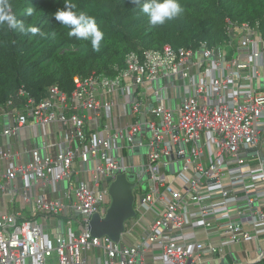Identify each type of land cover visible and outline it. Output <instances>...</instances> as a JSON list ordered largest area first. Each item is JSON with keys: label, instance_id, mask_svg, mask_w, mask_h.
<instances>
[{"label": "built area", "instance_id": "2783aa9c", "mask_svg": "<svg viewBox=\"0 0 264 264\" xmlns=\"http://www.w3.org/2000/svg\"><path fill=\"white\" fill-rule=\"evenodd\" d=\"M226 22L219 45L140 49L127 55L115 76L76 75L71 94L54 84L38 100L22 87L0 103V136L8 141L0 147V194L21 195L35 216L68 219L64 232L50 236L21 212L0 215V264H88L95 249L104 252L103 264H138L151 244L159 250L155 264H199L223 248L175 236L181 231L183 237L195 217L208 235H223L225 244L251 238L244 224L264 223V192L257 191L264 162L256 151L264 133V24ZM171 98L174 106L167 103ZM126 106L132 119L112 127L116 108ZM50 124L61 127L65 148L51 156L43 154V143L29 150L28 161L15 164L20 153L11 138ZM138 147L147 153L135 165L126 151ZM78 160L92 163L91 181L81 178ZM137 168L150 178L146 190H134L135 219L143 221L152 210L156 219L135 244H123L124 235L120 243L93 236L89 223L97 213L106 215L111 183ZM60 182L66 183L62 194L48 197L47 188ZM37 186L41 193L33 197Z\"/></svg>", "mask_w": 264, "mask_h": 264}, {"label": "trees", "instance_id": "16d2710c", "mask_svg": "<svg viewBox=\"0 0 264 264\" xmlns=\"http://www.w3.org/2000/svg\"><path fill=\"white\" fill-rule=\"evenodd\" d=\"M67 2L94 18L103 33L100 50L93 49L91 40L69 36L75 26L55 20L66 0H7L17 21L40 31L21 33L19 25L10 29L0 24V103L22 87L38 100L54 84L71 94L76 75L115 76L126 66L127 55L140 49H160L167 44L196 48L202 41L219 45L226 37L228 18L235 22L260 19L264 24V0H177L182 11L156 26L143 12V5L154 0ZM253 264H264V258Z\"/></svg>", "mask_w": 264, "mask_h": 264}, {"label": "crops", "instance_id": "0c3cea01", "mask_svg": "<svg viewBox=\"0 0 264 264\" xmlns=\"http://www.w3.org/2000/svg\"><path fill=\"white\" fill-rule=\"evenodd\" d=\"M155 84L157 85L158 83ZM167 103L174 106V98H171ZM153 104H156L155 98H153ZM131 119L129 107H119L116 108V113L109 123L112 127H119L120 125H125ZM0 123L4 122L0 120ZM10 141L12 150L20 153V157L14 161L15 164L22 160L28 161L31 157L29 150L36 147L43 148V143L48 144V147L43 149V154H49L51 156H55L62 148H65L63 133L58 124H50L46 127L34 126L24 128L17 136L12 137ZM7 145L8 141L6 137L0 136V147H7ZM256 151L259 152V156L264 162V133L262 142L256 148ZM126 152L128 154V162L140 165L145 160L147 147H138L132 152ZM208 153H211V149H208ZM256 163L258 162L256 161L252 163V167H257L258 165ZM6 165H8L7 162L1 163L2 167H5ZM89 166L91 167L92 163L84 164L81 160H78L76 164L77 170L81 171V178L86 181H91V173L88 171L90 168ZM14 182L18 187H23L25 184L20 178L15 179ZM65 187L66 183L64 182L54 184L47 188L46 194L48 197H59ZM257 191L264 192V184H260ZM40 193V187L37 186L33 189V197H37ZM260 199H264L263 195ZM213 201L217 203L220 202L221 199L216 198ZM14 212H21L23 218L26 219H36L42 224L45 233L50 236L64 232V224L66 225L68 222L67 219L62 217L45 218L43 216H35L32 214L31 204L27 203L21 195L12 197L9 192H2L0 194V215ZM156 217L157 213L152 210L145 214L143 221H139V217H137L136 219L127 222V229L122 243H137L139 238L144 234L147 222L154 221ZM244 226L246 230L251 232L252 236L250 239H246L240 244H225L226 238L220 234L208 235L205 228L201 225L199 217L193 218L191 224L185 227L182 234L183 237L181 236V231H176L175 236L182 242L210 241L214 246L223 248L222 255H208L199 264H253L258 261L259 258H261V254L264 253V223L256 226L244 224ZM158 253L159 250L156 244L149 245L142 260L138 262V264H155L156 260L159 258ZM104 257L105 255L103 251L95 249L87 257L88 264H103Z\"/></svg>", "mask_w": 264, "mask_h": 264}, {"label": "clouds", "instance_id": "9594fccd", "mask_svg": "<svg viewBox=\"0 0 264 264\" xmlns=\"http://www.w3.org/2000/svg\"><path fill=\"white\" fill-rule=\"evenodd\" d=\"M137 2L138 0H133ZM182 11L177 0H163V2H154L143 5V12L148 13L150 24L153 26L163 24L166 20L173 19L177 13ZM32 14V9H28V15ZM55 20L62 22L65 25L75 26L68 33L69 36H77L81 40H91L92 47L95 51L100 50V42L103 39L102 31L97 27L93 17L89 16L85 11L77 10V5L74 3H65L63 10H58L55 13ZM7 24L10 29H15L19 25L21 33L31 31L33 35L40 30L35 27H26L23 21H17L11 12V6L7 0H0V24ZM41 36L44 33H40Z\"/></svg>", "mask_w": 264, "mask_h": 264}, {"label": "water", "instance_id": "95a60500", "mask_svg": "<svg viewBox=\"0 0 264 264\" xmlns=\"http://www.w3.org/2000/svg\"><path fill=\"white\" fill-rule=\"evenodd\" d=\"M149 173L145 168H137L131 174L121 173L117 176L109 188L111 204L105 216L95 214L89 229L95 237H109L116 243L122 241L126 233L127 222L135 219V188L138 183L149 180ZM264 257L261 256L258 261Z\"/></svg>", "mask_w": 264, "mask_h": 264}, {"label": "rangeland", "instance_id": "374dc122", "mask_svg": "<svg viewBox=\"0 0 264 264\" xmlns=\"http://www.w3.org/2000/svg\"><path fill=\"white\" fill-rule=\"evenodd\" d=\"M148 185H149V181L148 180H144V181H142V182H140V183H138V185L136 186V188H135V191L136 192H140L141 190H146L147 189V187H148ZM176 187V186H175ZM68 220V219H67ZM129 222V221H128ZM73 229H74V231L76 230V224L73 222Z\"/></svg>", "mask_w": 264, "mask_h": 264}]
</instances>
